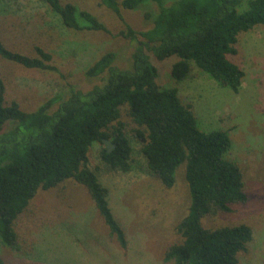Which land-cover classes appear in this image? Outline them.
<instances>
[{
    "label": "trees",
    "instance_id": "trees-1",
    "mask_svg": "<svg viewBox=\"0 0 264 264\" xmlns=\"http://www.w3.org/2000/svg\"><path fill=\"white\" fill-rule=\"evenodd\" d=\"M62 26L75 30L109 32L93 13L71 2L41 0ZM154 1L156 12L146 11L151 25L135 30L121 13ZM99 0L123 22L117 34L135 43L126 68L114 64L115 52L106 51L86 69L101 82L85 91L70 88L68 95H53L34 110L4 99L0 76V240L17 247L14 221L39 190L69 179L82 185L109 233L121 248L125 233L108 204V190L87 165L94 141L114 143L100 149L104 164L113 170L137 169L157 178L165 187L174 184L176 168L185 163L189 204L174 227L180 237L163 254L171 264H239L247 251L252 229L246 223L205 227L202 218L230 211L247 200L240 166L227 159L231 147L227 131L200 130L191 103H183L174 87L156 82L157 59L174 56L170 73L186 77L192 62L219 85L237 92L243 70L231 57L238 52L241 32L264 25V0ZM0 57L27 68L57 70L51 54L34 46V55L8 48L0 38ZM56 104L55 108H51ZM125 114L141 142L143 161L132 156ZM8 124V129H5ZM0 264H6L0 256Z\"/></svg>",
    "mask_w": 264,
    "mask_h": 264
},
{
    "label": "rangeland",
    "instance_id": "rangeland-1",
    "mask_svg": "<svg viewBox=\"0 0 264 264\" xmlns=\"http://www.w3.org/2000/svg\"><path fill=\"white\" fill-rule=\"evenodd\" d=\"M61 2L90 11L109 32L62 26L41 0H0V38L4 44L28 55H34L38 45L50 52L57 69L27 68L0 57L7 104L15 100L20 108L31 111L50 96L68 95L70 88L90 89L101 79L87 76L85 69L106 51L115 52L116 66L128 67L135 43L117 34L124 25L112 11L99 0ZM157 9L154 1H148L121 13L133 29L143 30L151 25L144 13ZM237 48L231 59L244 73L237 92L219 85L192 62L188 75L176 80L170 73L174 56L162 60L150 52L149 56L157 68L156 82L161 87H174L181 102L192 104L200 130L227 131L231 147L225 157L242 170L247 200L231 204L230 211L202 218V225L248 224L252 239L247 251L239 255V264H264V25L241 32ZM122 119L132 156L143 161L141 142L130 134L135 126L125 114ZM103 146L99 141L91 144L87 165L108 190V204L125 233L126 247L121 248L110 235L85 188L67 179L39 190L18 215L14 221L17 247L0 240V256L6 264H171L163 254L180 240L174 227L189 204L185 163L176 168L174 184L168 188L137 169H109L100 157Z\"/></svg>",
    "mask_w": 264,
    "mask_h": 264
},
{
    "label": "water",
    "instance_id": "water-1",
    "mask_svg": "<svg viewBox=\"0 0 264 264\" xmlns=\"http://www.w3.org/2000/svg\"><path fill=\"white\" fill-rule=\"evenodd\" d=\"M104 146L106 148V151L109 152L114 147V143H112L110 140L103 138L102 139Z\"/></svg>",
    "mask_w": 264,
    "mask_h": 264
}]
</instances>
